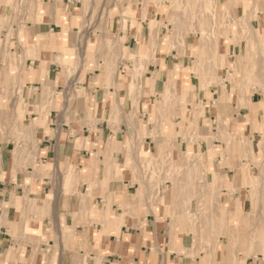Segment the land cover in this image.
Here are the masks:
<instances>
[{
    "label": "crops",
    "instance_id": "0c3cea01",
    "mask_svg": "<svg viewBox=\"0 0 264 264\" xmlns=\"http://www.w3.org/2000/svg\"><path fill=\"white\" fill-rule=\"evenodd\" d=\"M144 1L112 9L98 30L88 26L83 0H0V73L20 87L25 123L18 146L0 145V264H176L170 248L190 246L192 232L188 220L172 217L182 207L193 211L194 192L172 189L176 176L163 173L165 162L189 167L184 181L192 182L198 166L227 190L237 175L221 164L226 143L214 137L218 118L230 116L226 133L260 150L262 136L251 130L260 110L217 107L219 95L194 81L191 56L164 41L159 3ZM133 62L143 69L138 94L125 70ZM170 78L177 95L164 101ZM259 101L252 96L250 104ZM169 102L177 117L165 144L154 122ZM182 121L210 141L182 139ZM198 152L199 165L181 159Z\"/></svg>",
    "mask_w": 264,
    "mask_h": 264
},
{
    "label": "rangeland",
    "instance_id": "374dc122",
    "mask_svg": "<svg viewBox=\"0 0 264 264\" xmlns=\"http://www.w3.org/2000/svg\"><path fill=\"white\" fill-rule=\"evenodd\" d=\"M149 1L160 5L159 12L165 21L164 41L171 43L169 48H173L178 54L191 56L190 73L194 76V81L198 82L200 89L215 91L214 97L219 95L217 107L223 108L228 102L232 111L230 104H235L236 109L233 110L236 113L239 108L247 109L250 106L252 96L255 101H264V0L144 2ZM126 2L128 0H83L88 26L102 30L106 20L117 13L112 9L122 10ZM91 48L93 49L92 46L88 48V59L92 58ZM139 61L141 56L138 55V63ZM125 70L134 84L133 90L138 94L136 85L143 73L142 66L139 64L136 67L133 62L132 70ZM178 76L186 84L187 74L178 73ZM173 79H169V86L161 95L164 101L172 100L177 95ZM19 95L20 87L8 84L6 74L0 73V102L3 100L5 104H0V145L14 141L18 146L20 139L25 136L24 110ZM185 97L180 99L183 109L188 102V97ZM163 104L167 108L163 117L153 122L156 127L164 130L162 137L167 144L173 139V135L167 134V128L175 125L174 118L177 116L169 108L170 102ZM255 107H249L254 114L258 111ZM230 119L231 116L218 118V135L214 137L226 143L228 155L222 158L221 164L231 167L234 165L237 175L234 184L227 186L225 183L227 190L221 191L218 176L208 178L198 166L195 167V182L184 181L192 173L189 167L174 168L165 165L166 162L162 167L167 177L172 173L176 176L171 183L175 192H194L191 200L193 211L186 212L182 207L172 217L183 223L188 220L192 232L190 246L170 248L175 252V258L180 259L176 264H205L203 259H209L206 264H216L211 261L213 258L220 259L217 260L220 261L219 264H235L238 258L242 264H264V111L260 110V125L251 129H256L262 136L260 150L255 154L248 139L226 133ZM245 120L250 121L248 116ZM177 126L180 129L176 134L190 144L203 139L210 141V138L198 134L196 125L182 121ZM160 159L170 160L171 156L163 154ZM181 159L188 165H199L202 162L199 152L192 157L184 154ZM150 169L153 171L148 165L144 172L148 173ZM238 195H241V202L244 204L243 212Z\"/></svg>",
    "mask_w": 264,
    "mask_h": 264
},
{
    "label": "bare ground",
    "instance_id": "6f19581e",
    "mask_svg": "<svg viewBox=\"0 0 264 264\" xmlns=\"http://www.w3.org/2000/svg\"><path fill=\"white\" fill-rule=\"evenodd\" d=\"M53 16H54V15H53ZM63 21H64V20H63ZM66 24H67V22H66ZM66 28H67V27H66ZM67 29H68V28H67ZM69 29H70V28H69ZM70 31H71V30H70ZM141 43H142V42H141ZM41 48H42V47H41ZM25 72H26V71H25ZM25 72H24V73H25ZM60 74H61V73H60ZM263 79H264V78H263ZM59 82H60V81H59ZM64 83H65V82H64ZM59 84H60V83H59ZM0 104H1L2 106L5 105L3 100H2V102H0ZM253 105L256 106L255 108H257L258 110H262V111H264V101H260V102H258V103H256V104H250L249 107H251V106H253ZM8 106H10V105H8ZM8 110H10V109H8ZM0 117H1V116H0ZM1 119H2V118H1ZM1 119H0V120H1ZM5 119H7V118H5ZM2 122H3V121H2ZM2 122H1V123H2ZM9 124H10V123H9ZM39 124H40V122H39ZM3 125H4V124H3ZM246 127H247V126H246ZM248 127H249V126H248ZM29 128H30V126H29ZM262 150H263V151H262V156H264V148H262ZM53 216H54V215H53ZM56 217H57V216H56ZM263 226H264V225H263ZM211 250H212V251H211V253H212V252H213V249H211ZM213 259H214V260L211 259L212 262L214 261L216 264H219L220 261H217V260H220V259H216V258H213ZM238 259H239V258H238ZM238 259H237L236 262H237V263H240L241 261H238ZM208 260H209V259H203L202 262L206 264V263H208ZM211 261H210V263H211ZM237 263H235V264H237ZM240 264H242V263H240Z\"/></svg>",
    "mask_w": 264,
    "mask_h": 264
}]
</instances>
